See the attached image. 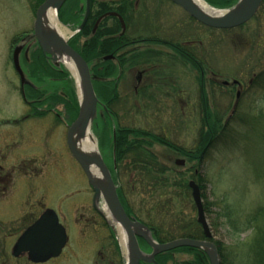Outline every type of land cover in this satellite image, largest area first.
I'll return each mask as SVG.
<instances>
[{
	"label": "rangeland",
	"instance_id": "1",
	"mask_svg": "<svg viewBox=\"0 0 264 264\" xmlns=\"http://www.w3.org/2000/svg\"><path fill=\"white\" fill-rule=\"evenodd\" d=\"M151 1L154 0H147L145 3L149 4ZM37 2L38 0H0V110L6 108L11 112H17L18 109V111L21 110L23 101L19 96L20 93L13 88V86H15V88L19 86L17 85V80H15L16 76L12 66V58L17 47L19 48V53H17L18 59L23 54L22 50L26 48L31 50L29 54H27V57L32 55L35 56L37 41H35L33 37V25L35 21V10L38 8ZM74 3V1H71L69 6L72 7ZM204 3L216 13H223L231 9H217L211 7L207 2ZM170 5L167 7L165 5V8L169 9L168 12L172 14L171 16H173V14H179L180 17H183L180 12L178 13L176 7ZM81 6H84L83 2ZM141 6L143 7L140 8L139 15L143 16L142 21L148 22L146 16L149 13L148 9L151 7L148 5ZM254 17L255 19H253ZM254 17L244 25L233 29H211L208 31L207 29L201 28L200 39L197 43L200 42L204 45L203 47H205L202 53L203 60L210 66L209 71H211V73H216L219 77L221 76L222 79H235L243 82L244 85H247V88L251 86L249 81L255 78L253 79L254 85L248 89V94L240 99L239 106L236 110L231 111V108H228L227 110L220 109L214 112L213 110L207 112V114H211V117H213V115L217 116L220 119V126H228L230 132L227 137H220L218 141L215 142L214 148L206 157L203 165L201 167H197V164L192 165L187 162L184 157L176 154L174 151L172 152V150L169 151L164 145L161 146L152 143V151L157 155L159 163L168 170L169 183L164 190L156 191V193H152L151 190L146 189V192H148L146 194L144 190H140L138 184L133 183L135 180H139L138 175L141 174V172L133 171L134 168H128L126 166L128 161L125 160L119 167L118 187H120L125 194L130 208L138 213V217L144 223L154 224L158 221H162L164 231L169 232L166 235L167 240L171 239V241H173L181 239L182 236H184V234H180L181 230L173 224L175 220H181L182 226L194 220L197 222V209L191 196V189L189 187L190 182L197 184L203 207L209 206V213L205 210L204 214L213 242H220L226 246L229 244L231 245L234 238L231 231L227 228L228 220L231 218L242 223L245 217L252 211L259 207L264 208L263 0ZM56 19L58 21V14ZM58 23L60 24V22ZM60 26L69 31L70 35L71 33H75L78 28L67 25L62 26L61 24ZM70 35L65 37L64 40H69L70 42L75 37H70ZM187 35H189V33H186V36ZM24 46L25 48L23 49L22 47ZM29 59H31V57ZM63 59L68 60L66 58H61L59 60L60 64L54 67L60 72L65 73L60 74L65 77L66 82L68 81V77L70 78V81L74 85V90H76L74 93L79 106L80 90L79 83L77 82L78 80H76L74 74L67 69ZM200 62L203 63L202 61ZM19 63L22 65L21 67L18 65ZM19 63L16 61L18 69L22 68L24 71L28 72V69L25 67L26 65H24L22 61ZM66 74H68V76H65ZM193 75V70L184 69V80L186 84L184 83L183 100L184 103H192V105L187 106L183 104L185 105L183 106L181 104L180 106H165L162 105V102L159 100L156 106L153 105V102L149 101L147 103L145 101L141 102L143 104H140L138 107H132L131 104L133 102L130 100V97L133 92V76L131 73L128 77L130 79H126L121 83L120 92L123 96V100H126L124 103L125 106L121 107L117 102L111 103L110 107L105 111L106 113L103 114L101 110L103 106L100 107V101L97 98V111L99 116L101 118L106 115L111 116V112H113L116 115L114 124L117 128L143 129L153 136L157 135L159 137H164L162 139H164L165 142H168L177 149L189 151L197 144L199 136H202L203 133L205 134V129H203L202 126L206 117V112L198 110L196 108L197 106H193V104L199 103L196 87L190 85ZM47 87L49 91L45 92H54L52 91L53 89L50 90L52 87ZM56 87L55 94L61 95L58 92H60L61 89L63 91L64 88H60L59 86ZM219 90L220 89L217 88V92H219ZM234 92L235 90H233V93ZM234 95L235 93L232 94V97H226V99L231 98L233 103ZM182 96L180 97L181 99ZM220 100L219 97H216V101L222 102ZM59 104L63 103L60 102ZM55 109L58 112L60 111V114L63 111L60 105ZM46 113L48 112H40L41 116ZM7 115L9 114H2V112H0V117H11V115ZM54 117L55 116L50 113L48 116L42 117L41 121L39 120L41 127L40 147L38 144L25 143L24 154L26 159L39 155L40 164H36L38 166L42 165V158H44L47 163H52L47 166V170L45 165L41 167L42 170H46V172L44 173V179L41 180L40 190L47 193L49 205H58L60 197L61 199H69L71 194L73 197L70 199L74 202H78L84 198L80 199L78 195H76V192L87 187V180L78 163L69 157L65 145H61V142H59L60 135L63 133L65 136L66 130L63 129V132H61V130L51 132L53 133L52 136L57 138L56 140L52 138L50 142L51 148L53 149L52 154L47 155L46 149H44V139H42L44 138L43 129L51 123L52 120L54 121ZM62 118H64L63 115ZM94 121L92 122L90 133L96 142L98 154L103 161H107L108 163L109 151L106 146L101 147L99 145L101 127L99 124L94 126ZM33 123L35 127L38 126L37 122ZM113 131L114 129L112 127V135ZM180 163L182 164L179 165ZM194 173L198 174L203 181L202 187H204L202 190H200L197 180L192 178ZM185 183L187 189L180 190L179 185H184ZM65 191H67V198H64L62 195ZM91 199L92 193L88 191L89 202ZM153 201L162 204L158 209L151 211ZM97 206L103 213L108 227L111 228L117 241H119L117 231L118 225L111 219L105 201H103L102 198H100V202ZM222 216H225L226 219ZM262 217L261 219H263L264 222V212L262 213ZM133 219L136 220L135 218ZM138 222L141 223L140 221ZM196 229L197 228H195V230ZM102 236L103 234H100L98 237H95L94 233L91 232H89L84 239L79 238L78 235L73 236L75 238L73 239L71 248L73 249L74 263H76V258L79 257L80 253L79 251L77 252V249L82 246L86 251L90 249L85 257L87 264L99 263L101 260H99L98 252L101 251V246H104L105 249V244L101 243ZM104 236L106 237V235ZM162 237L164 238V235ZM241 238L247 241L251 238V234L248 231L243 234ZM118 243L120 245V242ZM139 247L141 249L140 251L144 254L151 253V249L148 246L147 249H143L140 245ZM121 252L123 260L117 254H115V258L121 262V264H125L123 249H121ZM110 257H112V253ZM174 258L178 264L181 263L182 260H187L191 257L175 254ZM80 262L81 260L77 263L79 264Z\"/></svg>",
	"mask_w": 264,
	"mask_h": 264
},
{
	"label": "flooded vegetation",
	"instance_id": "2",
	"mask_svg": "<svg viewBox=\"0 0 264 264\" xmlns=\"http://www.w3.org/2000/svg\"><path fill=\"white\" fill-rule=\"evenodd\" d=\"M170 4L176 7L178 13L180 12L183 17H180L179 14L171 16L172 14L168 12L169 9L165 8V5L167 7ZM145 5L152 8L148 9L149 13L146 16L148 22L146 23L145 31L138 32L141 27L142 15H135L136 25L130 27L128 31L129 37L132 39L143 36L144 38L139 41L140 43L136 42L137 44L134 43L132 47L124 49L122 52L118 50L115 55H106L100 58L103 62H114L118 72L120 74L123 73L122 76H118V80L115 83L117 92L115 100L117 104L121 107L125 106L126 100H123L120 92L121 83L126 79H130L128 77L132 73L133 92L130 97L133 102L131 104L132 107H138L143 104L141 102L145 101L147 103L149 101L153 102V105L156 106L159 100L165 106L192 105V103H184L183 100L184 83L186 84L184 69L187 68L194 71L190 85L196 87L198 94L199 103L193 104V106H197L198 110L208 109L210 111L213 110V112L220 109L227 110L228 108H231V111L236 110L240 99L246 96L248 89L254 85L253 79L255 78L249 81L251 86L247 88V85H244L243 82L235 79H222L216 73H211L209 71L210 66L203 60L202 53L205 47L200 42L197 43L200 39L201 28L208 31L211 29L193 20L187 13L168 0H154L149 2V4L145 3ZM83 16L84 11L82 19ZM104 16L97 17L92 25H89L91 35L96 33ZM87 22L88 19L85 25ZM119 27L118 37L126 32V27L124 32H122L121 25ZM186 33H189V35L186 36ZM87 40V38H84L83 44ZM116 45V48H120L118 43ZM84 47L88 48L87 45H84ZM22 48L24 49L25 46ZM22 51L23 54L19 55V59L17 55L12 58L15 80H17V85L19 86L18 88L13 86V88L20 93L19 96L23 101L21 110L18 111V109L17 112H11L7 108L0 110L2 114L11 115L8 118L0 117V264H78L77 262L80 260L79 264H87L85 257L90 249L86 251L83 246L81 248L78 247L77 252L79 251L80 253L79 257L76 258V263H74L73 249L71 247L75 238L73 236L78 235L79 238L84 239L89 232L94 233L95 237L103 234L101 243L105 244V249L104 246H101V251L98 252L99 260L101 261L94 264H121L115 258V254L121 257L122 248L114 232L108 227L103 213L97 206L100 199L96 200V202L93 199V189L85 176L87 180L86 189H80L76 192L80 199H84L78 202L70 199L73 197L71 194L69 199H61L60 197L58 205H49L47 193L40 190L41 180L45 177L44 173L48 169L47 166L52 163H47L42 158V165H36L37 163L40 164L39 155L26 159L24 144H38L40 147V121L42 117L51 113L55 116L54 121L52 120L43 129L44 138L42 139H44L43 145L44 149H46V154H52L53 149L50 142L52 138L54 140L57 139L52 136L53 133L51 132L57 130L63 132L64 129L66 130L65 136L62 133L59 137V142H61V145H65L69 157L74 159L67 145V131L75 121L72 119L71 101L67 100L68 95L70 96L71 81L68 77L66 82L65 77L61 76V74L58 76L56 73L30 71L32 66L35 68L36 60L39 63L41 60L46 61L45 63L50 68L60 64V59L57 62H53L48 54L45 55L37 42L35 46V51L36 53L38 52L37 57H27V54L31 51L28 48ZM127 51L130 53L127 56H122ZM30 57L31 59H29ZM124 58L129 59V66H131L128 69H124L123 72L120 67L123 62L127 61ZM139 58L145 62L143 61V64L137 65L135 60ZM14 60L18 63L22 61L26 65L28 72L22 68L18 69L20 63L17 65ZM47 86L52 87L50 90L53 89L52 91L54 92H45L49 91ZM56 86L65 90L63 92L61 89L58 92L61 95L52 96L56 92ZM217 88L220 89L219 92H217ZM233 90H235V95L232 103L233 100L231 101V98L226 99V97H232V94H234ZM181 96L182 99L180 98ZM216 97H219L222 102L216 101ZM59 98L65 99V102L59 104ZM58 105L63 110L61 114L60 111L58 112L55 109ZM101 106L103 105L100 104ZM101 108L104 111L107 110L104 109V106ZM41 111L48 113L41 116ZM62 115L64 118H62ZM98 116L99 113L97 111L95 119ZM33 122H37L38 126L35 127ZM113 136H115L114 131ZM44 165L46 170L43 171L41 167ZM115 186L118 190L119 187L116 184ZM88 191L92 193L90 202L88 200ZM62 195L67 198V191ZM128 218L133 219V217L129 216ZM61 239H63V247L55 255ZM138 241L141 240L139 239ZM111 253L112 257H110Z\"/></svg>",
	"mask_w": 264,
	"mask_h": 264
},
{
	"label": "trees",
	"instance_id": "3",
	"mask_svg": "<svg viewBox=\"0 0 264 264\" xmlns=\"http://www.w3.org/2000/svg\"><path fill=\"white\" fill-rule=\"evenodd\" d=\"M45 0H38L37 7L42 4ZM74 1L72 7L69 6V3ZM207 2L211 7L217 9H229L232 8L239 0H203ZM84 3V0H67L65 4L61 7L58 12V20L62 25L79 27L84 8L81 6V3ZM146 0H90V14L88 22L77 35L69 42L71 48H73L84 60L91 72L93 89L96 94V97L99 99L100 104L108 109L111 103H115L116 100V89L115 83L118 80V76H122L116 68L114 62H103L101 61L102 56L106 55H115L118 50L121 52L124 49L132 47L134 43H140L139 41L144 38L139 36L137 39H132L129 37L128 31L130 27L136 25L135 15H139V10L141 5H145ZM264 3V0H263ZM116 13L118 14L126 27V32L124 35L118 37L120 32L119 21L115 17L104 18L97 31L94 35H91L90 24L97 19V17L108 14ZM255 19V17L253 18ZM147 22L141 20V27L138 32L145 31V25ZM84 38L88 40L83 44ZM135 40V41H134ZM120 45V48H116ZM136 43V44H137ZM84 45H87L88 48H85ZM130 52L124 53L122 56H127ZM34 57L38 56V52L34 54ZM33 56V55H32ZM125 62L121 64V69L124 72V69H128L129 59L124 58ZM33 60V58H32ZM132 61V60H131ZM144 60L141 58L135 60L137 65L143 64ZM35 68L33 66L30 68V71H36L39 73H56L60 75V71L57 68H50L46 61L41 60L40 63L35 61ZM145 62V61H144ZM64 73V72H63ZM65 74V73H64ZM65 76H68L66 74ZM66 83V82H65ZM65 90V89H64ZM63 90V92H64ZM74 90V85L71 82L70 96L68 95L67 100L71 101L72 108V119L75 120L78 114L79 106L77 103L76 95ZM52 96H57L52 94ZM60 99V98H59ZM60 102H65V99L58 100ZM102 110V108H101ZM103 114L106 113L104 110ZM206 112V117L204 119V124L202 126L205 129V134L199 136L197 144L191 150H180L170 145L168 142H165L164 137H159L157 135H152L143 129L136 128H117L114 124L116 121L115 113L111 112V116L106 115L104 117L98 116L95 119L94 126L97 124L101 127L100 134V143L101 147H107L109 162H106L107 167L111 170V175L114 183L119 186V167L125 161H128L126 166L128 168H134L133 171H139L141 174L138 175V181H134V184H138L140 190H144L145 194L147 190H151L152 193L156 191L164 190L168 186V170L159 163L158 157L152 151V143L165 146L172 150L176 154L184 157L187 162L197 164V167H201L206 160V157L214 148V144L220 137H227L229 135L228 126H220V119L217 116L211 117V112L208 109L201 110ZM112 127L115 131V136L112 135ZM115 127V128H114ZM220 133V134H219ZM193 179L197 180L200 190L202 187V179L198 174H193ZM180 190L187 189L186 183L184 185H179ZM117 191L118 198L122 204L126 214L129 217H133L136 220L143 223L151 233L153 239L158 243H167L170 240L166 239V235L169 232H165L163 228L162 221H158L154 224L144 223L138 217V213L130 208V205L123 193L122 189L119 187ZM131 191V188H130ZM152 195V194H151ZM153 201L152 210L158 209L162 203ZM143 204V203H141ZM144 205V204H143ZM209 206L203 207L204 211L209 213ZM163 208V207H162ZM264 208L259 207L252 211L245 220L240 223L238 220H233L229 216L227 228L231 231L233 235V242L228 246L220 243H212L217 248V253L219 257V264H264V222L262 213ZM224 219L225 216H222ZM181 220H175L173 224L179 228L180 234H184L182 238H190L196 240H204L203 229L197 224L196 220L193 222H188L187 225L182 226ZM195 228H197L195 230ZM251 234V238L245 241L241 236L245 233ZM165 232V233H164ZM164 235V238L162 237ZM162 237V238H161ZM143 249L148 247L141 240L139 241ZM175 254L187 255L190 256V259L182 260L178 264H210L206 254L199 249L193 248H178L170 252L162 253L155 257V261L158 264H177L175 261ZM145 264V263H141Z\"/></svg>",
	"mask_w": 264,
	"mask_h": 264
},
{
	"label": "water",
	"instance_id": "4",
	"mask_svg": "<svg viewBox=\"0 0 264 264\" xmlns=\"http://www.w3.org/2000/svg\"><path fill=\"white\" fill-rule=\"evenodd\" d=\"M67 0H46L44 1L35 13V21L33 25V37L39 45L42 52L57 62L61 58H66L74 64L76 74L79 80V112L76 120L71 124L67 131V145L72 157L81 167L85 173L89 185L94 192V200L100 198L105 201L108 213L111 219L117 224L125 233L127 237L126 244V264H140V262L147 264H158L155 257L159 253H166L171 250L180 249L184 247L202 250L210 264H219V257L216 246L210 242L211 234L208 223L205 218L200 191L194 182L189 183L193 202L197 209V222L201 225L203 233L207 241H197L189 239H177L164 244H158L151 236L150 231L138 220L130 219L126 215L117 195V188L112 180L111 174L105 165L104 161L97 154L93 155L80 151L77 147V140L83 139L85 135L90 132L92 122L96 117L98 100L95 95L92 78L88 65L83 58L68 45V40H64L58 34L46 27L44 23L45 14L53 10L56 14ZM171 3L188 13L191 18L208 27L209 29L228 30L240 27L250 21L256 14L262 0H239L231 9L220 13L218 16H210L198 8L192 0H169ZM90 11V0H86V10L83 22L78 31L81 30L88 19ZM110 16L118 17L122 31L125 26L123 20L117 14H108ZM106 15V17L108 16ZM77 31V32H78ZM71 33L70 37L75 35ZM17 50L15 49L14 57H16ZM16 62V60H15ZM98 151V150H97ZM180 163L179 165H181ZM95 167L98 171L99 178L92 180L91 168ZM138 239H141L150 249V254H144L140 251ZM58 246L57 255L63 247V239ZM54 255V256H55Z\"/></svg>",
	"mask_w": 264,
	"mask_h": 264
},
{
	"label": "bare ground",
	"instance_id": "5",
	"mask_svg": "<svg viewBox=\"0 0 264 264\" xmlns=\"http://www.w3.org/2000/svg\"><path fill=\"white\" fill-rule=\"evenodd\" d=\"M192 1L194 2V4L198 8H200V10H202L204 13H206L210 16L211 15L212 16H214V15L218 16L220 14V13L214 12V10L211 9L209 6H207L206 3H204L202 0H192ZM44 23L46 24L47 28L54 30L58 34V36H60L62 38H65V37L70 35L69 31H67L65 28L60 26V24L58 23V21L56 19V13L53 10H50L47 14H45ZM63 60H64L63 62L65 63L67 69L72 74H74V76L76 77V80H78V76L76 74V68L74 67V64L69 60H65V59H63ZM77 82L79 83V80ZM77 141H78V142H76L77 147L80 151L90 153L93 155L97 154L96 142L94 141V138L90 132H88L83 139H78ZM91 171L92 172H90V173H91L92 180L93 179L95 180V178H99L98 171L95 167H92ZM110 174H111V172H110ZM84 175H85V173H84ZM85 177H86V175H85ZM86 179H87V177H86ZM117 227H118L117 231H118V235H119V241L118 242H120V245L123 249V252L126 254V252H128V251H126V244L128 242L127 237H126L124 231L119 226H117ZM203 235H204V233H203ZM183 239H189V238H183ZM190 240H196V239H190ZM197 241H207V239L204 236V240H197ZM209 241L211 242V239ZM158 244H164V243H158ZM171 251H173V250H171ZM140 264H141V262H140Z\"/></svg>",
	"mask_w": 264,
	"mask_h": 264
}]
</instances>
